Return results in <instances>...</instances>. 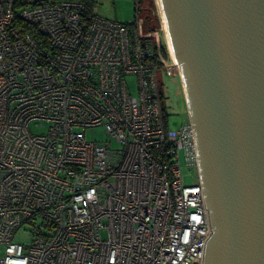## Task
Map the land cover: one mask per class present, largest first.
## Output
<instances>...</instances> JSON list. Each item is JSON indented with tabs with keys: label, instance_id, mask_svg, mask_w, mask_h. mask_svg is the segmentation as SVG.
Segmentation results:
<instances>
[{
	"label": "built area",
	"instance_id": "obj_1",
	"mask_svg": "<svg viewBox=\"0 0 264 264\" xmlns=\"http://www.w3.org/2000/svg\"><path fill=\"white\" fill-rule=\"evenodd\" d=\"M138 4L120 24L81 1L0 0V264H202L194 133L165 124L157 74L176 69Z\"/></svg>",
	"mask_w": 264,
	"mask_h": 264
},
{
	"label": "water",
	"instance_id": "obj_2",
	"mask_svg": "<svg viewBox=\"0 0 264 264\" xmlns=\"http://www.w3.org/2000/svg\"><path fill=\"white\" fill-rule=\"evenodd\" d=\"M211 234L202 264H264V0H159Z\"/></svg>",
	"mask_w": 264,
	"mask_h": 264
},
{
	"label": "rangeland",
	"instance_id": "obj_3",
	"mask_svg": "<svg viewBox=\"0 0 264 264\" xmlns=\"http://www.w3.org/2000/svg\"><path fill=\"white\" fill-rule=\"evenodd\" d=\"M155 1L156 0H139L138 6L140 16L144 20L145 29L151 27L155 29L160 28L161 19ZM89 2L92 8L96 10L97 14L103 19L116 21L120 24H127L134 18V0H89ZM162 36L164 38L163 33ZM163 42L164 45L167 46L169 57L173 61L169 52L166 36ZM157 77L162 96L165 124L171 129H177L182 122H186L187 120L185 101L179 78L175 75L174 71H171L170 76H167L162 69L158 71ZM178 97L180 99L179 109H176L174 106ZM85 136L89 141L97 143H103L109 140L103 128L88 130L85 132ZM27 231L28 228L24 227V231H21L16 241L20 243L25 242L28 236Z\"/></svg>",
	"mask_w": 264,
	"mask_h": 264
},
{
	"label": "bare ground",
	"instance_id": "obj_4",
	"mask_svg": "<svg viewBox=\"0 0 264 264\" xmlns=\"http://www.w3.org/2000/svg\"><path fill=\"white\" fill-rule=\"evenodd\" d=\"M156 2V4H157V7H158V10H159V15H160V19H161V23H162V25H163V29H164V32H165V36H166V40H167V43H168V47H169V52H170V54H171V57H172V59H173V61H172V63H173V65H174V67H175V72H176V74L178 75V76H180V70H179V66H178V64H177V62H176V59H175V57H174V54H173V51H172V48H171V45H170V41H169V38H168V35H167V32H166V27H165V22H164V17H163V14H162V9H161V5H160V1L159 0H156L155 1ZM171 59V58H170Z\"/></svg>",
	"mask_w": 264,
	"mask_h": 264
},
{
	"label": "trees",
	"instance_id": "obj_5",
	"mask_svg": "<svg viewBox=\"0 0 264 264\" xmlns=\"http://www.w3.org/2000/svg\"><path fill=\"white\" fill-rule=\"evenodd\" d=\"M76 1H81V2H83V4L85 5L87 11H89V10L92 9V6H91L89 0H76ZM22 27H23V28H26V26H22ZM27 29H29V28H27ZM153 29H155V28H153V27L148 28V30H153Z\"/></svg>",
	"mask_w": 264,
	"mask_h": 264
},
{
	"label": "flooded vegetation",
	"instance_id": "obj_6",
	"mask_svg": "<svg viewBox=\"0 0 264 264\" xmlns=\"http://www.w3.org/2000/svg\"><path fill=\"white\" fill-rule=\"evenodd\" d=\"M179 102H180V99L178 97L177 102L175 103V106H174L176 109H179Z\"/></svg>",
	"mask_w": 264,
	"mask_h": 264
}]
</instances>
